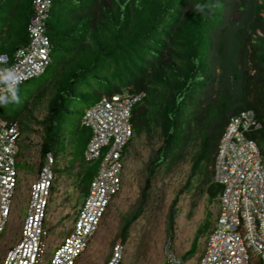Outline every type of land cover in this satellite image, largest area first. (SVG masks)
<instances>
[{
    "label": "trees",
    "instance_id": "trees-1",
    "mask_svg": "<svg viewBox=\"0 0 264 264\" xmlns=\"http://www.w3.org/2000/svg\"><path fill=\"white\" fill-rule=\"evenodd\" d=\"M32 12V0H0V16L5 18L0 53L12 57L27 42ZM46 34L51 50L43 73L50 66L52 71L36 96L48 94L47 112L39 121L38 169L50 152L54 180L49 202L60 177L63 128L74 101L84 105L69 130L73 156L67 169L78 164L85 195L97 162L84 160L91 131L81 118L102 95L142 94L131 109L133 135L124 150L125 164L135 136L144 133L150 142L159 140L145 167L139 203L131 214L122 215V238L139 217L156 172L190 151L191 171L182 190L195 182L206 186L209 201H218L212 164L232 114L254 112L261 127L247 136L264 154V0H51ZM20 85L0 97L9 98L14 115L6 119L18 120L21 131L26 129L21 117L28 102L15 109L12 100ZM212 224H201L183 260L196 252L199 236H206Z\"/></svg>",
    "mask_w": 264,
    "mask_h": 264
},
{
    "label": "built area",
    "instance_id": "built-area-1",
    "mask_svg": "<svg viewBox=\"0 0 264 264\" xmlns=\"http://www.w3.org/2000/svg\"><path fill=\"white\" fill-rule=\"evenodd\" d=\"M50 4L51 0H32L27 42L12 57L0 53V95L38 77L50 63L51 42L46 34ZM141 96L126 91L102 95L84 111L81 123L91 131L84 160L97 162V169L73 225L48 256L47 207L54 158L50 152L45 154L29 187L19 238L7 248L0 264H77L123 187L124 150L133 135L131 109ZM260 127L252 110H242L229 117L220 135L212 164V181L220 187L218 212L192 264H250L254 256L264 264V165L259 146L247 136ZM20 135L18 120L0 116V244L18 182ZM122 250L116 242L104 264H119ZM184 263L168 240L163 264Z\"/></svg>",
    "mask_w": 264,
    "mask_h": 264
},
{
    "label": "rangeland",
    "instance_id": "rangeland-1",
    "mask_svg": "<svg viewBox=\"0 0 264 264\" xmlns=\"http://www.w3.org/2000/svg\"><path fill=\"white\" fill-rule=\"evenodd\" d=\"M4 21L5 18L0 16V38L4 35ZM51 71L50 66L36 79L22 83L16 97L15 109L21 107L23 102H28L21 117L26 129L21 130L18 141V182L11 201L10 214L1 234L0 261L7 248L19 238L27 211L29 187L36 178L41 161L39 146L42 126L39 121L47 112L48 94L41 97L36 94L50 77ZM0 100L7 101L0 103V116H13L9 98L0 97ZM83 105L76 101L71 103L70 114L63 128L64 140L57 162L60 177L55 182L52 199L47 207L46 256L51 255L62 236L73 225L77 208L85 197L79 182L78 164L75 163L72 168L67 169L69 158L73 156L69 130L73 127L72 120L83 111ZM158 144V138L150 142L144 133L133 138L127 149L123 187L113 198L97 232L92 236L77 264H104L111 256L116 242L123 246L119 264H163L168 240L173 250L182 256L190 247L201 224L204 221L209 225L214 223L218 203L209 201L206 186H196L197 183L194 182L190 190H182L191 171L190 151L169 168L160 167L153 178L139 217L131 224L125 238L119 235L122 215L131 214L139 203L146 174L145 167ZM261 156L264 165V154ZM78 161L79 164L83 163L80 158ZM171 214L173 222L170 224ZM204 242L205 235L202 234L199 236L196 252L184 259V264H192L197 259ZM250 264H260L258 256L252 257Z\"/></svg>",
    "mask_w": 264,
    "mask_h": 264
},
{
    "label": "clouds",
    "instance_id": "clouds-1",
    "mask_svg": "<svg viewBox=\"0 0 264 264\" xmlns=\"http://www.w3.org/2000/svg\"><path fill=\"white\" fill-rule=\"evenodd\" d=\"M12 100L15 101L16 100V97L15 95L12 96ZM0 103H7V101H3V100H0Z\"/></svg>",
    "mask_w": 264,
    "mask_h": 264
}]
</instances>
